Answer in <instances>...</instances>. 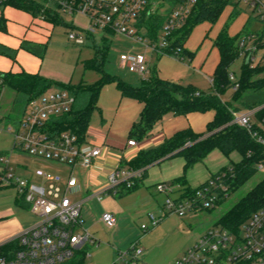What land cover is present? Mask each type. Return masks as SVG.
I'll return each mask as SVG.
<instances>
[{"label": "built area", "instance_id": "1", "mask_svg": "<svg viewBox=\"0 0 264 264\" xmlns=\"http://www.w3.org/2000/svg\"><path fill=\"white\" fill-rule=\"evenodd\" d=\"M44 8L38 20L46 21V14L60 16V13L81 15L88 19L87 29L71 32L69 38L77 45H84L96 31L121 34L138 40L158 56H169L173 34L182 28L194 8L202 2L214 0H36ZM232 11L243 7L249 15L253 28L245 32L237 43L238 55L244 64L264 72V0H223ZM9 0H0V24L6 19L10 8ZM162 17L163 26L155 40H148L149 28L140 27L152 18ZM247 29V28H246ZM179 51H175L177 55ZM121 65L131 73L148 79L151 73L150 62L145 55H122ZM232 81L237 80L230 74ZM3 83L0 76V85ZM238 85L233 88L238 89ZM76 97L67 90H49L32 100L23 116L8 125L14 145L11 154L0 155V186L13 185L18 198L30 211L40 218L35 226L24 230L17 238V249L7 257L0 258V264H84L78 260L90 258L88 246L96 245L95 237L84 228L83 203L76 198L79 187L73 183V176L63 180L59 175H50L44 170H36L34 175L42 183L18 175L13 166L12 154L18 151L32 158L62 165L67 168L90 169L101 157L102 148L81 142L78 135L70 131L55 129L54 120L73 110ZM261 108L249 111L230 109L232 125L245 129L257 144L264 148V121L258 122L256 113ZM258 124L261 130L255 129ZM128 146L137 142L129 140ZM258 171H264V163H259ZM230 172L233 171L230 169ZM144 169L131 170L124 166L116 167L108 176L109 188L101 194L120 195L122 188H131L136 179H142ZM233 177L220 172L207 183L195 189L191 196L176 185L169 187L159 184V193L167 194L165 214H178L211 210L218 205L230 190L227 181ZM179 195L171 198V194ZM99 194V199H101ZM150 225H142L144 231L157 226L161 219L150 215ZM101 222L107 228L117 226V219L106 212ZM144 249L134 244L126 253L119 252L118 261L127 264H145L142 261ZM173 264H264V205L244 222L239 231H231L215 224L209 228Z\"/></svg>", "mask_w": 264, "mask_h": 264}, {"label": "rangeland", "instance_id": "2", "mask_svg": "<svg viewBox=\"0 0 264 264\" xmlns=\"http://www.w3.org/2000/svg\"><path fill=\"white\" fill-rule=\"evenodd\" d=\"M231 15L232 9L226 7L217 23L211 24V46L213 45V34H217V29L220 25H229L231 31L234 30V32H239L243 29L244 33L253 28V22L247 24L249 15L243 7L235 17ZM60 20L62 22L54 25V29L48 38L46 53L42 59L40 69L42 75L57 83H70L72 85L97 83L100 80V75L95 70L87 69L85 64L96 57L97 50H105L104 72L132 87L143 86L144 80L139 75L131 73L127 68L122 67V55L147 56L152 69L161 71V76L166 80L170 79L175 83L189 86V82L196 81L198 77L205 87L208 88L210 86V83L205 80L206 78L204 79L203 73L194 68L193 63L187 59L183 62L172 56H158L149 50L144 43L121 34L96 31L94 37L89 38L84 45H77L69 38V34L87 29L89 26L88 19L81 15L60 13ZM148 26V23L140 25L144 29L148 28ZM193 31L189 41L186 43L192 50L197 48L198 38L201 33L197 29ZM104 37L108 39L106 48L103 45ZM147 38L150 42L155 40L149 34ZM235 39L237 40V37ZM243 65V59L238 55L229 69L230 74H235L237 78H240L241 75L243 77L245 74L244 70L242 72ZM260 78L262 76H256V79ZM54 89H57V87ZM244 89L245 86H243L242 91ZM233 95L234 92L232 90H227L221 95V99L223 102L231 103ZM17 96L16 91L5 89L0 101V155L13 152V148H9V140L12 141L13 139L11 132L8 131V125L11 123L5 118V115L9 112L11 113ZM141 110L142 108L137 100L122 95L116 82L106 84L101 90L98 108L92 113L87 136L88 143L93 144L97 139L104 140L109 136L110 139L118 143L127 144L134 125L133 120L138 118ZM215 114L214 110L204 113L195 112L188 115H178L175 120H167L165 122L167 139L172 138L176 133L183 130H191L196 134L206 133L208 123L215 118ZM150 136L151 133L140 142ZM5 146L7 147L6 149H4ZM214 155H218V158L221 157L225 162L224 165H230L232 162L240 160L238 153H233L230 158H225L219 153ZM12 160L18 175L23 178L28 177L39 184L42 183L39 178L36 176L29 177L32 172L38 169L44 170L50 175H59L63 180L68 179L71 174V168L32 158L18 151L12 154ZM217 162L218 159L215 163ZM203 163L201 165L207 166V162L204 161ZM197 169H201V166H198ZM189 170L186 168L184 158L176 156L160 165L150 167L147 170V174H154L157 180L162 173L165 175L170 174V176L186 177ZM27 173L29 175H26ZM86 173V171L78 169L74 172L77 182H82L85 189L78 192L76 198L85 199L87 196L90 197L109 188L108 180H94L85 183ZM148 177L149 175L145 176L144 187L138 192L133 191L124 196L106 193L100 195V200L94 197L84 202L82 206V216L85 220L84 228L96 239V245L88 246L87 250L91 257L85 259V264H127L124 261H118V254L119 252L126 253L134 244H139V247L144 249L142 261L145 264L175 263L209 228L217 224L223 215L264 181V171H258L239 190L230 192L228 197L214 209L188 213L183 217L175 213L164 215L166 211L164 204L167 200V194L159 193L157 181L152 179V182L148 183ZM164 184L169 185V187L175 186V182L172 180ZM15 191L11 188L1 189L0 204L10 203L16 197L18 198ZM178 194L179 191L176 190L170 196L175 198ZM106 212L115 216L117 219L116 227L107 228L101 222V217ZM27 215L32 223L38 220L30 212H27ZM150 215L161 219V221L157 226L151 227L149 231H144L141 226L150 225Z\"/></svg>", "mask_w": 264, "mask_h": 264}, {"label": "trees", "instance_id": "3", "mask_svg": "<svg viewBox=\"0 0 264 264\" xmlns=\"http://www.w3.org/2000/svg\"><path fill=\"white\" fill-rule=\"evenodd\" d=\"M8 5L10 8L27 12L33 17L40 16L44 8L43 4L36 0H9ZM227 6L228 4L223 0L200 2L194 8L182 28L173 34L171 46L174 50H167L169 56L183 62L186 59L189 60L192 55L185 49V45L193 29L205 22L211 24L217 23ZM239 11L235 10L231 16L235 17ZM44 13L48 22L54 25L62 22L60 16H53L49 12ZM163 22L164 19L162 17L152 18L147 22L150 30L149 35L154 39L158 37ZM0 29L4 30V23L0 24ZM107 40L106 37L103 38L104 48H106ZM236 41L235 38L229 35L228 27H225L221 31L216 40L215 44L220 53V62L214 74V91L210 94L199 93L191 85L184 86L164 80L159 76L157 69H152L150 77L144 80L143 86L132 87L104 72L105 50H97L96 57L85 64L87 69L95 70L100 75V80L94 84L80 83L72 85L70 83H57L48 77L25 71L21 73H5L2 76L3 83L0 85V98L4 88L14 90L18 95L11 113L5 118H7L9 123H14L23 116L32 100L57 87L55 90H67L73 94L76 97L77 103L71 113L53 121L55 129L70 131L78 135L81 142H85L92 113L98 108L101 90L106 84L112 82L118 84V88L123 96H128L143 104L140 118L133 125L129 139L136 142H140L152 133L155 125L169 113L188 115L195 112L204 113L214 110L216 112L215 118L208 123L206 133L196 134L191 130L180 131L172 138L167 139L162 145L140 151L135 159L128 163L124 162L123 166L131 170L144 169L145 175L150 166L176 156H182L185 159L186 168L189 169L194 164L202 161L215 149L221 150L227 156L232 152H238L242 156L241 162L233 164L230 168L222 171L227 172L229 175L233 174V177L228 179L227 184L229 185L230 192H235L258 173V164L264 163V148L257 144L245 129L231 124L232 116L230 109L249 111L261 108L256 113V119L258 122L264 121L263 70L252 69L244 64L242 72L244 70L245 74L243 77L241 75L240 78H237L236 82L230 79L229 69L238 57ZM21 49L39 58H43L46 53V45L29 41L23 42ZM175 51H179L177 55ZM0 54L14 59L17 52L0 45ZM258 75L262 76V78L256 79ZM235 85L239 86L236 91L233 90ZM243 86H245L244 91H242ZM227 90L234 92L231 103L223 102L221 99V95ZM240 91L241 93H239ZM255 129L261 130L258 124L255 125ZM230 169L233 173L230 172ZM141 180L136 179L131 188L124 186L120 195L124 196L139 189ZM181 181L183 182V179L177 180L175 184H181ZM182 192H184V197L191 196L195 193V189L185 187L182 188ZM223 200L224 197L222 196L218 204ZM20 203L28 208L22 201ZM263 205L264 181L243 197L229 212L223 215L217 224L231 231L238 232L241 225ZM15 245V249H17V242ZM11 247L9 246V248ZM6 249L8 250V248ZM5 251L3 254L0 252V258L9 256ZM78 261L84 263L85 260L81 257Z\"/></svg>", "mask_w": 264, "mask_h": 264}, {"label": "crops", "instance_id": "4", "mask_svg": "<svg viewBox=\"0 0 264 264\" xmlns=\"http://www.w3.org/2000/svg\"><path fill=\"white\" fill-rule=\"evenodd\" d=\"M234 11H232L233 13ZM4 30L0 29V45H3L13 51H16V57L14 59L0 54V76H3L5 73H21L23 71L32 73V74H40V69H41V64H42V59L39 58L23 49H21V45L25 41L37 43V44H44L47 47L48 44V38L54 29V24L48 21H41L38 20L37 18L33 17L27 12L21 11L19 9L15 8H9L6 11V19L4 20ZM249 24V20L248 23ZM224 25V24H223ZM220 25L217 29V34H213V45L211 46V23L205 22L202 24H199L196 26L193 30L197 29L200 30L201 33L199 35V42L197 43V48L192 50L188 45H185V49L192 55L191 58H189V62L193 63L194 68H196L198 71L203 73L204 79L207 80V82L210 83V86L207 88L204 86L203 83H201L200 79L198 77L196 78V81L189 82V85L195 87L199 93L202 94H210L211 92L214 91L213 88V79H214V74L215 71L219 65L220 62V53L219 50L216 46V40L221 33V31L228 26V33L231 37L236 38V46L238 43V39L244 34V30L241 29L239 32H234L231 31V27L229 25ZM243 30V32H241ZM194 32V31H192ZM192 34V33H191ZM241 35V36H240ZM46 37V38H45ZM190 39V37H189ZM188 39V41H189ZM189 48H188V47ZM152 71V67H151ZM159 72V76L163 78L162 72ZM199 74V73H198ZM151 75V73H150ZM148 76V78L150 77ZM201 75V74H199ZM45 76V75H42ZM47 77V76H45ZM168 81L174 82L173 80L167 79ZM212 85V89H211ZM5 89L4 88L1 98L4 94ZM55 90V89H53ZM0 98V101H1ZM138 104L141 106L143 110V104L137 101ZM0 110H1V104H0ZM141 110V112H142ZM140 112V113H141ZM8 114L5 115L8 116ZM178 115H175L173 113L167 114L163 120H161L159 123H157L152 130L151 136L142 141V142H137V146L135 147H130L127 144H121L118 143L117 141L110 139L109 136L107 138L103 139H97L93 144L88 143V131L86 135V143L91 145V146H97L102 148V155L101 157L94 163L93 167L90 169H85L82 167H74L70 169V175L73 176V183L75 186L79 187V191L84 189L82 182H77V179L74 177V172L78 170H84L86 171V179H84L85 183H88L90 181L94 180H103L107 181L109 174L119 166H123L124 162L128 163L135 159L138 155V153L142 150H149L152 148H156L160 145H162L166 140V129H165V122L167 120H175V118ZM140 118V114L136 120L134 119V124L138 122ZM210 122V121H209ZM89 130V129H88ZM9 148H13L14 145V140L12 139L9 140ZM11 145V146H10ZM7 147L5 146L4 149ZM222 154L225 158H230V156L233 153H238V152H232L229 156L225 155L221 150L215 149L211 151L202 161L194 164L192 167H190L188 174L186 177H181V176H170L165 175L162 173L159 178L156 180L154 177V174L150 173L146 174L149 175L147 182L151 183L152 179L153 181H157V184H164L167 181H174L176 182L179 179H183V182L180 184H175L177 187H179V190H182V188L185 187H190L192 189H197L203 184L207 183L214 175L217 173H220L226 168H230L233 164H238L242 160V156L240 153V160L236 162H232L230 165H224V161L221 157L218 158V155L214 154ZM211 158L212 162H211ZM132 159V160H131ZM171 159V158H170ZM218 162L215 163V161ZM169 160V159H167ZM164 160V161H167ZM185 160V159H184ZM164 161L154 164L155 165H160ZM207 162L206 165H201L204 164L203 162ZM212 163V164H211ZM22 167H25L21 165ZM150 166V167H152ZM198 166H201V169H197ZM206 166V167H205ZM149 167V168H150ZM67 168V167H66ZM149 168L147 170H149ZM16 169V168H15ZM220 169V170H219ZM214 172H212V171ZM149 172V171H148ZM141 180V185L139 189L135 190V192L140 191L144 187L143 181L145 176ZM26 175H29L28 173ZM34 172L29 177H33ZM26 177V176H25ZM28 178V177H27ZM155 179V180H154ZM67 180V179H65ZM83 181V182H84ZM184 183V184H183ZM156 184V185H157ZM4 188H11L14 191L16 190L13 185H1L0 190ZM85 190V189H84ZM16 192V191H15ZM77 192V193H78ZM101 192V191H100ZM100 192L96 193L95 195H91L90 197L87 196L85 199H79L83 204L85 201L90 200L94 197H99ZM17 193V192H16ZM130 193H127L125 195H128ZM77 195V194H76ZM179 195V194H178ZM176 195V196H178ZM78 199V198H77ZM99 199V198H98ZM100 200V199H99ZM27 212H30L33 216L37 217L38 220L34 223H32L31 219L28 217ZM40 222V218L33 214L31 211H29L28 208L23 206L20 203V200L16 197L15 200H12L10 203L6 204H0V252L3 254L4 250L5 253L10 255L13 251L16 249V240L18 236L24 231L27 230L36 224ZM85 224V220H84ZM13 245V247H11ZM9 246L11 248H9ZM8 248V250L6 249ZM86 261V260H85ZM84 261V264H85Z\"/></svg>", "mask_w": 264, "mask_h": 264}, {"label": "water", "instance_id": "5", "mask_svg": "<svg viewBox=\"0 0 264 264\" xmlns=\"http://www.w3.org/2000/svg\"><path fill=\"white\" fill-rule=\"evenodd\" d=\"M248 63H249V61L247 60V61H246V65H248Z\"/></svg>", "mask_w": 264, "mask_h": 264}]
</instances>
